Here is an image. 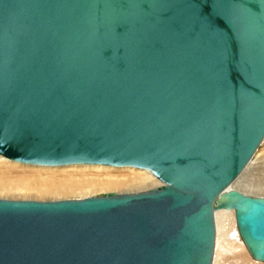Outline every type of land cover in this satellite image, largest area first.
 I'll use <instances>...</instances> for the list:
<instances>
[{"label":"water","instance_id":"obj_1","mask_svg":"<svg viewBox=\"0 0 264 264\" xmlns=\"http://www.w3.org/2000/svg\"><path fill=\"white\" fill-rule=\"evenodd\" d=\"M264 0H0V155L162 185L0 198V264H212L214 210L264 263Z\"/></svg>","mask_w":264,"mask_h":264},{"label":"bare ground","instance_id":"obj_2","mask_svg":"<svg viewBox=\"0 0 264 264\" xmlns=\"http://www.w3.org/2000/svg\"><path fill=\"white\" fill-rule=\"evenodd\" d=\"M162 184L151 172L134 167L90 164L35 166L17 163L0 155V198L76 199L109 191L134 193ZM230 188L264 196V136L227 190ZM214 222L212 264H264L251 258L239 238L234 210L215 209Z\"/></svg>","mask_w":264,"mask_h":264},{"label":"rangeland","instance_id":"obj_3","mask_svg":"<svg viewBox=\"0 0 264 264\" xmlns=\"http://www.w3.org/2000/svg\"><path fill=\"white\" fill-rule=\"evenodd\" d=\"M143 170V169H142ZM157 187V186H156ZM9 197V196H8ZM10 199V198H9ZM13 199V198H11ZM19 199V198H18ZM17 198L13 199V200H18ZM21 199V198H20ZM61 199V198H60ZM32 200H39V199H32ZM56 200H59V199H56Z\"/></svg>","mask_w":264,"mask_h":264}]
</instances>
